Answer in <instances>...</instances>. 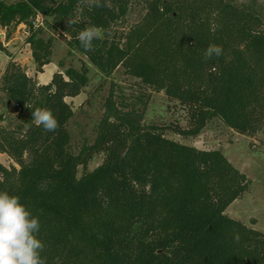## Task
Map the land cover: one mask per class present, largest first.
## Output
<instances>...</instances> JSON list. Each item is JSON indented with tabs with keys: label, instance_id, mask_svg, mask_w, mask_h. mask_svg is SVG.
<instances>
[{
	"label": "trees",
	"instance_id": "1",
	"mask_svg": "<svg viewBox=\"0 0 264 264\" xmlns=\"http://www.w3.org/2000/svg\"><path fill=\"white\" fill-rule=\"evenodd\" d=\"M99 3L109 6L0 0V27H28L27 44L41 74L52 63L54 39L42 38L36 21L40 14L51 18L71 51L106 77L123 68L146 89L164 92L186 112L187 127L145 124V106L117 102L112 92L95 141L75 153V113L67 100L88 85L87 65L41 84L11 61L0 84L7 108L0 154L15 165L0 163V191L19 196L39 217L47 264H264V233L226 213L248 193L247 176L220 150L167 137L197 138L214 120L241 135L264 133V9L237 0ZM132 11L139 21L129 25ZM90 26L102 39L86 52L77 36ZM210 44L221 45L223 54L205 60ZM36 108L52 111L56 131L35 125ZM100 155L102 164L89 172Z\"/></svg>",
	"mask_w": 264,
	"mask_h": 264
},
{
	"label": "rangeland",
	"instance_id": "2",
	"mask_svg": "<svg viewBox=\"0 0 264 264\" xmlns=\"http://www.w3.org/2000/svg\"><path fill=\"white\" fill-rule=\"evenodd\" d=\"M18 1L4 0L7 4ZM237 1L241 4L257 2L264 9V0ZM136 11H132L127 16L129 25L139 21ZM36 25H39L43 30L42 38L54 39L53 65L47 71L48 74L54 67L63 73L69 69L80 72L84 63L89 69L88 85L82 94L75 99L67 100L73 106L75 113L70 125L71 150L73 152L78 153L82 146L95 141L98 125L104 114V103L112 92L117 102L127 106L136 105L138 109L145 106V124L160 126L179 124L182 127H187L186 112L175 102L170 101L164 92L146 89L141 85L139 79L127 75L123 68L117 69L110 77L104 76L89 63L86 57L69 49L68 36L56 27L51 18L46 19L40 14ZM0 35H2L0 40V84L8 64L13 60L7 55L8 53L11 55V52L20 54L16 64L20 65L25 72L34 73L31 52L29 56L28 48L30 47L27 45L28 27L21 25L13 27L11 30L0 27ZM60 63L63 64L62 68L59 67ZM2 98L3 95L0 91V116L3 115L5 109ZM6 115L7 112L4 114V121L0 123H6ZM167 137L202 150H220L238 170L245 174L250 181V189L241 199L235 201L226 213L248 227L264 233V133L260 132L255 136L241 135L228 128L220 120H214L197 138L186 139L172 132H168ZM102 162L103 156H96L90 163L88 171H94ZM0 163L8 168L15 165L7 155L0 157ZM83 173V168H80L79 177Z\"/></svg>",
	"mask_w": 264,
	"mask_h": 264
},
{
	"label": "clouds",
	"instance_id": "3",
	"mask_svg": "<svg viewBox=\"0 0 264 264\" xmlns=\"http://www.w3.org/2000/svg\"><path fill=\"white\" fill-rule=\"evenodd\" d=\"M96 7H108L96 0ZM68 24L73 23L71 20ZM80 46L86 51H94L93 41L102 39L95 26L87 27L78 33ZM223 54L221 45L210 44L204 52L205 60ZM36 126H43L46 132H54L59 123L48 108H36L31 112ZM40 220L20 201L17 195L0 191V264H47L42 256L45 244L39 239Z\"/></svg>",
	"mask_w": 264,
	"mask_h": 264
},
{
	"label": "crops",
	"instance_id": "4",
	"mask_svg": "<svg viewBox=\"0 0 264 264\" xmlns=\"http://www.w3.org/2000/svg\"><path fill=\"white\" fill-rule=\"evenodd\" d=\"M28 45V44H27ZM30 47V46H28ZM30 50V48H28ZM30 52L31 50L29 51V56H30ZM11 57V59H13L12 61L13 62H17V57L20 56V54L16 53V52H11V55H9ZM31 59H32V56H31ZM18 63V62H17ZM32 63H33V60H32ZM53 65V61L50 65L46 66L45 69H44V73H41V74H36V70H35V65L33 63V66H34V73L30 74V73H27L30 77H35L39 83L41 84H48V82L51 81L53 75L57 72H60V71H57V69L54 67L50 73L48 74L47 71L50 70V67ZM6 156L5 154H0V157H4Z\"/></svg>",
	"mask_w": 264,
	"mask_h": 264
},
{
	"label": "water",
	"instance_id": "5",
	"mask_svg": "<svg viewBox=\"0 0 264 264\" xmlns=\"http://www.w3.org/2000/svg\"><path fill=\"white\" fill-rule=\"evenodd\" d=\"M7 112V108L4 109L3 115L0 116V122L4 121V114Z\"/></svg>",
	"mask_w": 264,
	"mask_h": 264
},
{
	"label": "built area",
	"instance_id": "6",
	"mask_svg": "<svg viewBox=\"0 0 264 264\" xmlns=\"http://www.w3.org/2000/svg\"><path fill=\"white\" fill-rule=\"evenodd\" d=\"M1 38H2V35H0V40H1Z\"/></svg>",
	"mask_w": 264,
	"mask_h": 264
}]
</instances>
